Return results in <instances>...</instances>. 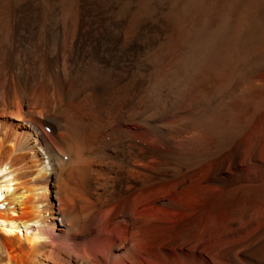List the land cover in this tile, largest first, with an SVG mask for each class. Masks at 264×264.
Instances as JSON below:
<instances>
[{
	"label": "bare ground",
	"instance_id": "6f19581e",
	"mask_svg": "<svg viewBox=\"0 0 264 264\" xmlns=\"http://www.w3.org/2000/svg\"><path fill=\"white\" fill-rule=\"evenodd\" d=\"M105 1L48 21L24 2L0 30V168L15 182L0 219L46 237L0 234L12 264H264V59L242 65L264 56V20L235 53L264 0L199 22L170 68L141 22L98 14ZM201 6L161 20L174 34ZM209 70L210 87L182 81Z\"/></svg>",
	"mask_w": 264,
	"mask_h": 264
},
{
	"label": "rangeland",
	"instance_id": "374dc122",
	"mask_svg": "<svg viewBox=\"0 0 264 264\" xmlns=\"http://www.w3.org/2000/svg\"><path fill=\"white\" fill-rule=\"evenodd\" d=\"M28 1H32V3L33 2L34 3H38V2L42 3L41 9L43 10L42 11L43 12V19H44L43 21H45V19H46V21H48L49 19H53L54 16H55L54 18L58 17V15H60L61 12L63 13L66 9V7H64L60 4L61 3L60 0H0V30L4 27L5 18L8 17L9 14L14 12L13 10H15V12H17L21 3L28 2ZM92 1L93 0H68V7L67 8L71 9L73 11L79 12L83 8H85L88 5V3L92 2ZM120 1H123L124 3H126V5H124L125 7H123L121 9V11H119V7L121 4ZM125 1L126 0H107L103 6L104 7L106 5H108V6H106V8L102 7V9H105V10H103L102 13H98V14L105 16V17H108V18H106V20H111V19L124 20L123 22L125 25H128V24L134 25V23H137V22H139V23L141 22V25L144 23L149 25L148 28H145V27L143 28L140 24H138L135 27L134 32L135 31L136 32L134 34L136 36L138 35L139 37H143L147 40V42H148L147 51L149 53L155 54L160 50H161L160 52L166 53L167 60L165 62H166V64H168L169 68L171 66H173L175 64V61L177 59L181 58L183 56V54L185 53L184 50H182V49H185L182 46L183 41L185 39L184 35L187 32H194L195 27H197L196 26L197 24L199 25L203 20H205L207 18H219V19L231 18L230 21L232 24H234V23H236L235 19L238 20L244 14H246L247 12H250V6H251L250 2H252V0H245V1L244 0H234L235 2L233 0H206V1L205 0H180V1H175L174 3L197 1V2L201 3L202 6L199 7V9L196 10V12L194 11V13L192 12L190 14L191 17H189V19L187 20V22L183 26L185 29L182 27V29L174 32V34H173L169 28V23L161 20L162 18L165 17V15H167L169 13L170 10L174 9L172 7V5H169L170 3H168L169 1H172V0H150L149 10L147 13L142 12V8H141L144 0H127V2H125ZM222 1H223V3H222ZM222 6H224V7H222ZM31 8H32L31 6L28 7L25 11L27 13H25V14L27 16H30L31 18H34L33 16H34L35 12H34V9H31ZM229 10H230V12H229ZM117 11H119V13H120L119 15L116 13ZM238 14L241 16H239ZM263 18H264V13L262 14L260 12L258 15H256L255 18H253V21L255 20V22H252V24H251V26L253 25L254 27L249 26L248 29L246 28V31L243 33L245 36L242 38V35H241V37L238 38L239 41H237V42H240L241 46L238 45V43H237V45H238V46L236 45V47H238L236 49L237 51L234 50V52L236 51L235 52L236 55L238 53L239 56H242L245 49L247 50L248 47H250L252 45V43L256 40V38L259 36V33L262 31L261 22L264 20ZM34 19H36V20L38 19L36 17V13H35ZM241 39H242V41H241ZM242 43H244V44H242ZM227 48H229V47H227ZM227 54H229L227 56V57H229V59L232 57L234 58L233 61H232V59L228 60L226 62L230 61L231 63L229 62L226 64H224L225 61L224 62L220 61L217 64V65H219L218 66L219 68L216 65L218 70L222 69L223 71L224 70H226L227 72L230 71V69H232L231 68L232 67L231 65H233L232 63L235 61V59H237L239 57V56H237V58H235L236 55H234L233 53H232V56H230L231 55L230 52H227ZM253 56H255V57H253ZM253 56L246 58V60L248 62H246V63L242 62V65L245 64V66H246L249 64L250 66H256V65L258 66L261 63L260 61H262V59H264V56H260V57H258L259 55H257V57H256V55H253ZM226 59H228V58H226ZM248 59H250V60H248ZM221 60L223 61L225 59H221ZM222 63L224 64V65H222L224 69L220 65ZM260 65L258 67L257 66L256 67L260 69L261 68ZM214 69L215 68H213V70L212 69L211 70L214 71ZM211 70H209L208 72L205 71V73L201 72L198 75L194 74V76H191V77L189 76L188 78L182 77V81L184 83L188 82V86H189L190 90H198V89L200 90L204 87V85H207L208 87H210L213 84V83L211 84V82H213V78H214V74L212 72H210ZM226 71H224V72H226ZM210 75L213 77H211ZM190 85H191V87H190ZM261 113H262L261 110L255 111L250 118V122L246 123V127L247 126L249 127L253 122H255L260 117Z\"/></svg>",
	"mask_w": 264,
	"mask_h": 264
},
{
	"label": "clouds",
	"instance_id": "9594fccd",
	"mask_svg": "<svg viewBox=\"0 0 264 264\" xmlns=\"http://www.w3.org/2000/svg\"><path fill=\"white\" fill-rule=\"evenodd\" d=\"M9 173V166L4 165L0 168V202L5 200L7 195H10L15 190V182ZM6 207L5 203H0V211ZM0 234L6 237H13L19 235L22 240H25L30 246L40 243L46 239L37 230L33 232L30 228L24 229L15 221L0 219ZM13 256L9 249L0 241V264H12Z\"/></svg>",
	"mask_w": 264,
	"mask_h": 264
},
{
	"label": "water",
	"instance_id": "95a60500",
	"mask_svg": "<svg viewBox=\"0 0 264 264\" xmlns=\"http://www.w3.org/2000/svg\"><path fill=\"white\" fill-rule=\"evenodd\" d=\"M61 1V5L62 6H64V7H66V9L65 10H67L68 8V0H60ZM107 1V0H106ZM105 1V2H106ZM175 1H180V0H172V1H169L168 3H170L169 5H172L173 6V3L175 2ZM121 2V4H120V7H119V11H121V9L123 8V7H125L124 5H126V3H124L123 1H120ZM125 2H127V0L125 1ZM119 11H117L116 13L119 15L120 13H119Z\"/></svg>",
	"mask_w": 264,
	"mask_h": 264
}]
</instances>
